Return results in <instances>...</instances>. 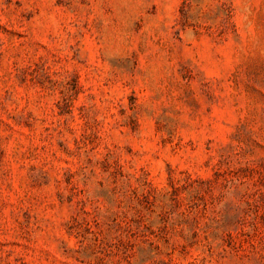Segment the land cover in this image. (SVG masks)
Listing matches in <instances>:
<instances>
[{
	"label": "rangeland",
	"instance_id": "1",
	"mask_svg": "<svg viewBox=\"0 0 264 264\" xmlns=\"http://www.w3.org/2000/svg\"><path fill=\"white\" fill-rule=\"evenodd\" d=\"M0 264H264V0H0Z\"/></svg>",
	"mask_w": 264,
	"mask_h": 264
}]
</instances>
